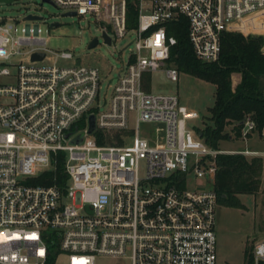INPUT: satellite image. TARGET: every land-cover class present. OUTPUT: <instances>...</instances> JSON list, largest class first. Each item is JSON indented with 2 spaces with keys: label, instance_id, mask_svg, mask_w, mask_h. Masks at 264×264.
I'll list each match as a JSON object with an SVG mask.
<instances>
[{
  "label": "built area",
  "instance_id": "1",
  "mask_svg": "<svg viewBox=\"0 0 264 264\" xmlns=\"http://www.w3.org/2000/svg\"><path fill=\"white\" fill-rule=\"evenodd\" d=\"M41 1L64 15L93 17L107 44L132 35L133 49L102 107L97 67L80 59L66 67L43 63L49 49L41 16L28 13L20 25L0 15V264H54L61 255L65 264H94L100 255L131 264H216L217 155L264 158V150L209 146L187 126L196 112L175 94L145 90L143 77L168 64L177 42L171 23L185 19L196 58L214 62L224 33L264 36V0ZM165 73L178 80L175 66ZM255 128L246 116L239 139ZM60 157L63 180L33 183ZM251 253L253 264L264 261V239Z\"/></svg>",
  "mask_w": 264,
  "mask_h": 264
},
{
  "label": "rangeland",
  "instance_id": "2",
  "mask_svg": "<svg viewBox=\"0 0 264 264\" xmlns=\"http://www.w3.org/2000/svg\"><path fill=\"white\" fill-rule=\"evenodd\" d=\"M31 13L41 16L38 23L39 35L45 39V46L49 49L45 64L55 63L58 66H72L76 59L81 65L97 67L100 75L99 103L102 107L108 101L117 73L127 63L131 49H133V36L126 35L107 44L99 28L94 24L91 16L64 15L65 10L57 8L47 1L41 0H15L13 3L0 2V15L16 17L20 25H24V15ZM59 22L58 26L50 27V23ZM256 23V19L253 20ZM97 44L88 48L93 38ZM70 52L72 58L56 56L61 52ZM167 64L163 69L146 73L143 77V88L152 93L175 94L179 104L187 110L196 112L197 117L187 120L191 130L202 129L206 125H213L209 119V107L214 103V84L178 71V80H170L165 73ZM3 80V79H1ZM130 125H134L133 119ZM227 131L230 128L226 129ZM144 124L139 127L140 134L144 133ZM256 132V131H255ZM111 138V137H109ZM111 138V141L114 142ZM257 139V136H256ZM220 149H264V140L256 145L236 139H226L219 142ZM144 173V164H140V174ZM202 180L192 179V184H200ZM264 175L260 191L255 194L238 195L244 207H232L219 204L216 207V238L217 262L216 264H245L244 251L252 250L257 240L264 239L261 231L263 221ZM66 258L61 255L54 264H65ZM94 264H131L127 258H113L100 255L95 258Z\"/></svg>",
  "mask_w": 264,
  "mask_h": 264
},
{
  "label": "trees",
  "instance_id": "3",
  "mask_svg": "<svg viewBox=\"0 0 264 264\" xmlns=\"http://www.w3.org/2000/svg\"><path fill=\"white\" fill-rule=\"evenodd\" d=\"M169 34L177 38L170 49L168 63L178 71L208 81L215 86L214 103L209 107V119L213 125L202 129L204 141L213 148H219L221 140L229 139L231 134L239 138L242 121L250 116L255 124L254 131H264V37L259 35H243L238 32H226L221 39L219 59L204 62L196 58L187 38L185 19L169 25ZM239 73L240 81L233 87L232 74ZM230 126V130L226 128ZM120 133L114 138L121 141ZM111 141L107 137L106 142ZM105 142L104 137L98 140ZM217 171L214 190L219 204L232 207H244L238 195H255L260 191L264 175L263 157H246L240 154H219L216 158ZM66 177L63 159L55 167L45 170L33 183L53 185ZM264 190V185L262 187ZM261 231L264 232V198L263 221ZM251 249L244 251L245 264H253ZM264 264V261L259 262Z\"/></svg>",
  "mask_w": 264,
  "mask_h": 264
},
{
  "label": "water",
  "instance_id": "4",
  "mask_svg": "<svg viewBox=\"0 0 264 264\" xmlns=\"http://www.w3.org/2000/svg\"><path fill=\"white\" fill-rule=\"evenodd\" d=\"M1 1V0H0ZM6 2H10L11 0H4ZM40 17L39 16H35V15H28L27 16V19H39ZM59 25V22H52L50 23V27H55V26H58ZM264 37V36H263ZM106 41L109 42V39L106 38ZM97 44V39L96 38H93L90 43L88 44V48H91L93 46H95ZM262 50L264 51V46L262 48ZM44 56L43 53H35L33 55V59H41L42 57ZM95 128V120H94V116L91 115L89 117V127H88V133H92V131L94 130ZM69 134H66V137H68ZM198 135L199 136H202V132H198ZM82 141V135L74 138L72 140L73 143H80Z\"/></svg>",
  "mask_w": 264,
  "mask_h": 264
},
{
  "label": "crops",
  "instance_id": "5",
  "mask_svg": "<svg viewBox=\"0 0 264 264\" xmlns=\"http://www.w3.org/2000/svg\"><path fill=\"white\" fill-rule=\"evenodd\" d=\"M240 81V74L239 73H233L232 74V85L233 87ZM184 106V105H183ZM227 128H230V126H228ZM226 128V129H227ZM257 136V139H256ZM229 139H236V137H234L232 134L230 136ZM239 139V138H238ZM264 140V134L262 132V134H259L258 132H252L247 139V142H249L252 145H256L258 143H260L261 141ZM258 150H264V149H258Z\"/></svg>",
  "mask_w": 264,
  "mask_h": 264
},
{
  "label": "bare ground",
  "instance_id": "6",
  "mask_svg": "<svg viewBox=\"0 0 264 264\" xmlns=\"http://www.w3.org/2000/svg\"><path fill=\"white\" fill-rule=\"evenodd\" d=\"M253 20H254V19H253ZM253 20H252V21H253ZM242 28H243V26H242Z\"/></svg>",
  "mask_w": 264,
  "mask_h": 264
}]
</instances>
